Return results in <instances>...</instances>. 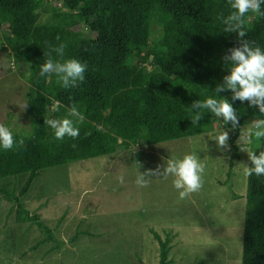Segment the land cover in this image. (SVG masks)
<instances>
[{
  "label": "trees",
  "instance_id": "obj_1",
  "mask_svg": "<svg viewBox=\"0 0 264 264\" xmlns=\"http://www.w3.org/2000/svg\"><path fill=\"white\" fill-rule=\"evenodd\" d=\"M46 1L0 0V26L5 24L9 30L6 47L13 61L27 67L21 73L29 83L26 114L33 123L30 133L13 132L17 140L25 139L23 147L0 148V195L15 207L18 223L43 230L44 240L31 251L45 243H54L53 249L60 250L64 244L20 200L42 171L131 145L201 136L213 132L216 123L231 130L235 142L243 127L264 119L258 108L233 102L231 91H214L231 67L223 57L238 46L237 33L225 32L221 19L233 11L228 0H52L60 1L66 11L54 10L51 20L42 23ZM246 20L245 39L264 49V17L248 13ZM155 25L160 34L152 40ZM61 43H67L65 60L87 65L84 82L75 88L62 87L55 74L39 76L44 52ZM210 96L233 103L239 128L232 129L207 110L198 124H192V103ZM54 101L61 105L55 112ZM73 104L85 117L77 124L79 138L58 140L45 118H66ZM251 143V151H264V140L253 138ZM21 175L28 177L16 194L9 188V178ZM152 232L159 243V264H170V236L163 240ZM243 233L242 264H264V176H248Z\"/></svg>",
  "mask_w": 264,
  "mask_h": 264
},
{
  "label": "rangeland",
  "instance_id": "obj_2",
  "mask_svg": "<svg viewBox=\"0 0 264 264\" xmlns=\"http://www.w3.org/2000/svg\"><path fill=\"white\" fill-rule=\"evenodd\" d=\"M60 1L47 0L41 22H49ZM0 26V123L17 134L30 133L31 118L22 111L29 90L13 61ZM160 27L153 26L152 40ZM207 134L152 146L122 147L103 157L44 170L21 197L26 210L49 226L54 243L32 247L44 240L42 229L18 223L16 209L0 195V264H159V243L171 238L170 264H242L251 142H231L232 131L218 127ZM229 132L230 151L216 146L215 136ZM195 153L205 164L203 188L181 200L169 176L150 178L148 187L135 183L140 172L165 165L169 158ZM124 175V183L117 179ZM28 175L9 178L19 194ZM1 183V180H0Z\"/></svg>",
  "mask_w": 264,
  "mask_h": 264
},
{
  "label": "clouds",
  "instance_id": "obj_3",
  "mask_svg": "<svg viewBox=\"0 0 264 264\" xmlns=\"http://www.w3.org/2000/svg\"><path fill=\"white\" fill-rule=\"evenodd\" d=\"M233 11L222 22L226 26L224 31L227 33H237L238 46L228 50V54L223 57L225 63L231 65L230 70L223 77V83L217 84L215 92L217 94L225 91H231L232 101L239 100L241 103L247 102L250 107L259 109V113L264 115V49L254 46L255 42L245 39L247 36L246 16L248 13H254L264 17V11L261 5L264 0H228ZM60 37L57 36V40ZM67 43H61L58 46H50L49 51L44 52L45 62L40 66L39 76L41 78L50 77L55 74L57 83L64 88H75L85 80L87 65L77 59H64ZM53 53L60 57L54 59ZM59 101H54L52 111H58ZM22 111L26 109L27 104L21 106ZM195 114L191 117L193 125L198 124L204 114V110L212 113L217 118H222L225 124H230L232 129L240 127V118L237 115L233 103L226 97L217 99L208 97L196 100L191 105ZM85 117L73 104L68 109V116L63 119L45 118L44 123L54 130V135L58 140H64L65 137L73 140L79 138L80 129L78 123H83ZM99 130V129H98ZM264 140V119H254L246 133L240 137L245 143ZM229 132L223 131L215 136L216 146L219 149L230 151ZM25 145V139L19 140L14 136L10 127L0 123V148L11 150L21 148ZM76 147L75 144L72 145ZM246 151L252 166L244 168L246 176H264V151L257 154L255 151L241 149ZM205 164L201 162L195 153L185 154L182 158H169L165 165L158 166L156 169H148L140 172L136 178V185L144 188L148 187L150 178L163 176L167 179L173 177L174 188L179 192V198L184 200L192 194L198 193L204 184L203 174ZM120 183H124V175L117 177Z\"/></svg>",
  "mask_w": 264,
  "mask_h": 264
}]
</instances>
